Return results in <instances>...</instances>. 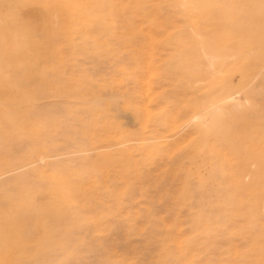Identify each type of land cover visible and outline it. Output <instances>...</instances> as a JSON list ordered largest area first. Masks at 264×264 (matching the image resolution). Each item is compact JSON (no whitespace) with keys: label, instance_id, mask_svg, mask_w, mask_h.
Here are the masks:
<instances>
[{"label":"rangeland","instance_id":"obj_1","mask_svg":"<svg viewBox=\"0 0 264 264\" xmlns=\"http://www.w3.org/2000/svg\"><path fill=\"white\" fill-rule=\"evenodd\" d=\"M0 264H264V0H0Z\"/></svg>","mask_w":264,"mask_h":264},{"label":"bare ground","instance_id":"obj_2","mask_svg":"<svg viewBox=\"0 0 264 264\" xmlns=\"http://www.w3.org/2000/svg\"><path fill=\"white\" fill-rule=\"evenodd\" d=\"M217 57V56H216ZM219 57V56H218ZM228 57V56H226ZM206 62L208 64V66H210L211 64H213L214 62V59L216 60V58L212 55V56H209V55H206ZM205 59V58H204ZM219 59V58H218ZM232 99V98H231ZM197 118V117H196Z\"/></svg>","mask_w":264,"mask_h":264}]
</instances>
